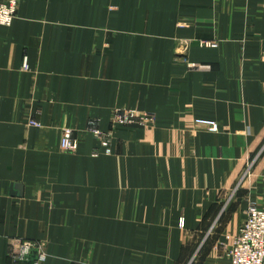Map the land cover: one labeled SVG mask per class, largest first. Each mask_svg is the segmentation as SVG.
Here are the masks:
<instances>
[{
  "label": "crops",
  "instance_id": "0c3cea01",
  "mask_svg": "<svg viewBox=\"0 0 264 264\" xmlns=\"http://www.w3.org/2000/svg\"><path fill=\"white\" fill-rule=\"evenodd\" d=\"M250 201L264 0H20L0 24V264L17 238L44 241L43 264H231Z\"/></svg>",
  "mask_w": 264,
  "mask_h": 264
},
{
  "label": "built area",
  "instance_id": "2783aa9c",
  "mask_svg": "<svg viewBox=\"0 0 264 264\" xmlns=\"http://www.w3.org/2000/svg\"><path fill=\"white\" fill-rule=\"evenodd\" d=\"M20 0H0V24L10 26L16 16ZM215 45V43H204ZM191 66L195 64L190 63ZM148 114L132 109H118L114 114V122L122 125L137 123L146 119ZM196 124L205 126L208 130L219 131V123L214 119L196 118ZM31 124L42 126L39 122L31 120ZM95 135L103 140L104 152L112 154L110 138L100 129L93 130ZM62 148L70 152L79 149V141L73 138L67 130L62 139ZM249 170H247L248 172ZM10 251V264L32 262L43 264L48 258L47 244L44 241L17 238L13 240ZM231 264H264V209L256 201H250L246 217L240 227L239 233L232 239L229 249ZM91 264V263H84Z\"/></svg>",
  "mask_w": 264,
  "mask_h": 264
},
{
  "label": "rangeland",
  "instance_id": "374dc122",
  "mask_svg": "<svg viewBox=\"0 0 264 264\" xmlns=\"http://www.w3.org/2000/svg\"><path fill=\"white\" fill-rule=\"evenodd\" d=\"M144 120V119H143ZM143 120H141L140 119V121L139 122H143ZM139 122H137V123H139ZM131 124H135V123H131ZM127 125H129V124H127ZM105 135H107V133L106 132H103ZM109 138H110V146H111V148H112V139H111V137H110V135L108 136ZM112 150H113V148H112ZM112 154H113V152H112Z\"/></svg>",
  "mask_w": 264,
  "mask_h": 264
},
{
  "label": "water",
  "instance_id": "95a60500",
  "mask_svg": "<svg viewBox=\"0 0 264 264\" xmlns=\"http://www.w3.org/2000/svg\"><path fill=\"white\" fill-rule=\"evenodd\" d=\"M15 189H19L20 188V186L18 185V184H15V187H14Z\"/></svg>",
  "mask_w": 264,
  "mask_h": 264
}]
</instances>
